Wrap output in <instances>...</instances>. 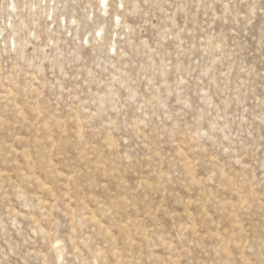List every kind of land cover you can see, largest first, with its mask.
Returning <instances> with one entry per match:
<instances>
[{"label":"rangeland","instance_id":"1","mask_svg":"<svg viewBox=\"0 0 264 264\" xmlns=\"http://www.w3.org/2000/svg\"><path fill=\"white\" fill-rule=\"evenodd\" d=\"M0 264H264V0H0Z\"/></svg>","mask_w":264,"mask_h":264}]
</instances>
